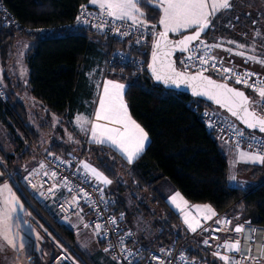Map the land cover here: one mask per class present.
<instances>
[{"label":"trees","instance_id":"16d2710c","mask_svg":"<svg viewBox=\"0 0 264 264\" xmlns=\"http://www.w3.org/2000/svg\"><path fill=\"white\" fill-rule=\"evenodd\" d=\"M2 1L15 17L11 22L0 10V80L9 95L14 116L0 102V121L3 127L10 128L0 132V183L16 182L18 187L24 172L16 171V163H23L32 156L33 147L27 141L34 143L36 127L47 128L35 119L21 97L23 86L27 84L33 98L55 115L63 117L68 113L71 117L73 109H80L76 104L86 101L85 97L89 102L91 95L82 70L83 64L89 61V50L97 49L90 33L99 34L110 50L122 48L144 56L146 61L150 58L151 42L128 47L125 42H111L92 29L74 27L79 6L89 0ZM140 6L146 20L150 24L156 23L160 10L144 0ZM213 31L215 36L231 34L227 27L219 24L210 26L203 39L212 41ZM20 42L28 44L23 55L19 50ZM108 54L103 56L105 62ZM17 57L28 65V81L14 70ZM108 80L125 86L123 98L128 102V112L149 136L144 152L129 163L107 144L82 142L76 148L67 139L58 141L56 138L47 153L57 156L77 154L104 173L111 181L105 191L115 198L114 211L123 215L125 225L132 233V221L140 217L160 227L150 239L151 248L168 244L175 235L182 240L188 238L179 215L157 191V183L165 178L190 204H208L215 212L240 214L234 220L235 224L249 221L264 226V181L247 188L230 185L229 161L220 139L206 127L195 109L198 104H212L186 92L165 89L152 81L147 70L144 75L135 76L130 67H124L108 72L105 84ZM18 190L21 202L34 220L53 228L60 254L69 258L72 253L77 262L95 264L77 245L72 229L49 214L26 188V191ZM185 246L189 256L198 262L222 264L215 254L191 240H187Z\"/></svg>","mask_w":264,"mask_h":264},{"label":"built area","instance_id":"2783aa9c","mask_svg":"<svg viewBox=\"0 0 264 264\" xmlns=\"http://www.w3.org/2000/svg\"><path fill=\"white\" fill-rule=\"evenodd\" d=\"M0 10L4 12L9 21H14L15 17L2 0H0ZM97 25L101 27L98 28ZM73 26L92 29L105 35L111 42L122 41L128 47L140 46L147 41H150L152 46L158 33L151 24H147V27H141L139 24L132 26L130 20H115L108 16L103 9H100L98 5L88 2L79 6ZM228 27L234 29L233 24L228 25ZM36 30L42 31L43 28H37ZM123 33L128 34L123 35ZM239 34L251 41L245 31ZM201 40L210 46L205 53L209 59V64H201L197 59L182 63L190 55L186 52L177 59L179 69L185 72H200L202 68H206L207 71L203 73L211 74L220 80L244 89L248 88L251 91L253 90L245 84L235 82L237 73L241 75L245 72L255 73L256 75L248 81L249 84L255 82L257 86H260L261 82L264 81L258 71L238 66L234 60L230 59V57L236 55L234 50L226 51L225 49L228 48L223 47V44L229 41L234 42L229 44L242 45L243 48L251 50L260 47V45L254 46L250 43L239 42L226 37L218 38L216 41ZM212 45H220V47H211ZM198 46L201 51H204L200 41L191 45L193 48ZM221 50L226 53V56L230 59L229 61L219 56ZM213 57L215 59H212ZM212 64L216 65L215 69L211 67ZM148 65L149 60L146 61L144 56H137L128 50L116 48L110 50L105 62V70L108 73L130 67L133 74L139 76L146 73ZM222 68H232L234 71L226 74L217 70ZM227 76L232 78L228 79ZM0 102L14 116L11 105H9V95L1 80ZM256 108L258 113L264 116V103H262V98L259 96L256 97ZM195 109L206 127L214 132L218 138L264 155L263 136L244 129L228 114L226 116L216 111L213 105L199 106L198 104ZM37 154L36 163L23 173L20 182L56 220L55 212L67 219H73L76 216H82L85 208L89 207L92 218L86 221L83 226L100 234L110 257L119 264H203L189 256L185 246L187 240L193 241L198 247L212 254L227 255L230 261L235 258L240 260L241 264H264L263 225L252 222L248 225L246 222L249 221H240L235 224L234 220L239 218L240 214L231 215L226 211L215 212L213 209L205 211L204 208H198L195 204H190L186 200H176L173 203L174 211L179 215L188 232L186 240H182L179 235H175L168 244L156 248L140 244L136 241L132 231L126 227L123 215L114 211L115 198L107 195L105 186L84 167V161L79 155L70 153L66 156H57L44 153L39 147L37 148ZM53 172H55V176L52 175ZM177 204L179 207L176 206ZM205 217L210 218L206 219ZM186 220L187 222H185ZM217 220L221 223H217ZM228 220L231 221V224L223 223ZM240 224L245 225L244 231L239 234L234 233L232 229ZM189 225L195 227L196 231L193 232ZM214 229L221 230L215 231ZM250 229H256L257 231L253 233ZM236 239L240 241V252H232L223 247L225 243H233ZM205 240L208 241L207 244L204 243ZM51 264L72 263L60 256Z\"/></svg>","mask_w":264,"mask_h":264},{"label":"snow or ice","instance_id":"6c2138e0","mask_svg":"<svg viewBox=\"0 0 264 264\" xmlns=\"http://www.w3.org/2000/svg\"><path fill=\"white\" fill-rule=\"evenodd\" d=\"M141 0H90L92 4H98L100 9H103L106 14L115 20L126 21L130 20L132 26L139 24L141 27H147V21L144 19V13L138 7ZM162 9V16L159 23L163 26V31L157 33V40L155 42L156 52L153 53V66L152 71L155 74L157 81H163L164 83H193V91L196 95H207L210 99L215 100L217 104L228 109L233 116L240 118L249 128L259 129L264 132V117L257 116L254 111L249 108L250 101L243 91L228 87L226 83H216L212 79L203 76V72L207 71L206 68H202L200 72L195 75H188L184 72L178 71L174 66V61L171 59L174 51L179 50L182 53H190L186 61L187 63L193 59H197L201 64H209V59L205 55L207 49L210 47L200 40L201 34L209 28L211 24L210 17H214L215 14L221 10H227L232 5L230 0H158L156 5ZM79 19V18H78ZM255 23V22H254ZM97 27H101L97 25ZM155 27V26H153ZM195 29L193 34L186 35L179 41L173 42L168 39L169 33H181L188 29ZM119 31V29H117ZM128 33H123L127 35ZM259 35V33H257ZM200 41V45L203 46L204 51H201L200 47H191L192 43ZM229 43H234L229 41ZM211 47H220V45H212ZM237 47H243L237 45ZM231 51V49H225ZM236 55L245 56L243 52H237ZM212 59H215L213 57ZM246 60H252L264 64V60L257 59L252 56H245ZM159 61V66H157ZM211 67L216 68L215 64ZM224 73H232V68L217 69ZM255 73L245 72L242 75L237 73L235 76L236 83H243L247 87L251 88L254 92L258 93V96L262 98L264 103V81L260 86H257L255 82L249 84L248 81ZM226 78L231 79V76ZM124 85L116 83L112 80H108L103 86V96L99 100V110L95 113L96 121H107L106 124L94 123L90 129L91 136L94 143L104 144L110 143L117 147L122 153L126 154V158L131 163L133 159L138 158L144 150L145 141L148 139V135L145 130L134 121L129 112L127 105L123 99ZM84 123H90L83 121L82 118H77V124L83 128ZM113 125V126H109ZM244 154L241 153V156ZM252 160H258L264 163V156L256 155L250 157ZM85 168H89L88 164L84 165ZM92 172L99 177L103 183L110 184L111 181L102 176L96 169H92ZM55 176V172L52 173ZM231 180H235V176L230 177ZM179 194L172 197V202L175 203ZM18 203L14 196H11L6 201V207L0 210V236L12 247H17L14 239L10 236L12 231V217L11 213L16 210L15 205ZM179 207V205H176ZM209 211H211L209 209ZM206 219L210 217H205ZM187 222V220L185 221ZM217 223L221 221L217 220ZM223 223L231 224V221H224ZM250 225V222H246ZM99 227V225H97ZM192 231L195 232L196 228L189 225ZM245 225L240 224L235 226L232 231L234 233H241L244 231ZM220 231L221 229H214ZM255 233L256 229H250ZM254 240V237H253ZM208 243L207 240L204 241ZM240 241L236 239L233 243H225L223 245L229 251L240 252ZM23 247V243L19 245ZM250 251V250H249ZM219 255V253H216ZM225 261V264H241L240 260L233 258L231 261L227 255L220 257Z\"/></svg>","mask_w":264,"mask_h":264},{"label":"rangeland","instance_id":"374dc122","mask_svg":"<svg viewBox=\"0 0 264 264\" xmlns=\"http://www.w3.org/2000/svg\"><path fill=\"white\" fill-rule=\"evenodd\" d=\"M144 1L158 8L156 6L158 0H144ZM209 2L211 3V0H209ZM230 2L232 6H234L235 4H240L239 0H230ZM138 7L145 15V11L140 6V3ZM158 9L160 10V14L156 21L157 25H155V29L157 31L159 30V32H162L163 26L159 23V21L163 13H162V9L160 8ZM225 12L226 10H221L217 12L214 17H210L212 22L211 28H213L214 26L215 17H217L219 14L220 16H223L225 15ZM227 28L230 30L228 26ZM192 30H194V28L188 29L181 33H169L168 35L173 37H178ZM210 34L211 33H209V36ZM212 35H214V31L212 32ZM90 36L93 45H96L97 49L91 48L89 50L88 52L89 61L86 64H84L85 68L86 65H88V68L86 70L87 81H89L87 82V88H88L87 91L90 92V94L92 95H94L95 92H98V94L101 93L103 94L102 78H103L105 57L106 54H108L110 47L106 43H104L103 38L99 34L90 33ZM23 44H26L27 46L26 42L19 43V45H21V49H19L21 54L25 52V48L23 47ZM226 44H229V42H227ZM104 55L105 57H103ZM18 67L22 68L24 72V76L28 78L29 77L28 65L24 61H20L17 68ZM245 89L250 93V96L253 98L251 101L252 108L258 112V109L256 108V97H258V93L251 91L248 88ZM31 99L32 101H36L34 100V98ZM123 99L128 108L129 105L127 100L125 98ZM36 103L38 102L36 101L35 104ZM30 105H32V103ZM213 107L216 111L228 116L224 111H222L218 107L215 106ZM44 108H45V112L41 111L38 114V116L36 115L37 116L36 119L41 124H46L47 128L41 129L39 126H37L36 127L37 136L33 137L34 143L31 141H27V144L30 143L33 147L32 156L23 163H16V167H17L16 171L19 173L25 172L27 169L31 168L36 163L38 156L37 154L38 147L42 152L47 153V150L50 148V144L54 140H56V138H59L58 141L59 140L66 141L67 139L71 144H75L74 147L78 148L82 144V140L85 138V133L87 132L88 123H84L82 128L80 125L77 124V118H75V120H73V123L70 125L65 121L66 116L59 117L58 115H55L53 112L48 110V108L46 107ZM31 111H32V115L35 114L34 108L31 109ZM78 118H82L83 121H87L83 117H78ZM257 134L264 137V135L261 133L257 132ZM219 142L222 145L221 146L222 149H224V142L222 140H219ZM6 148L7 150L9 149L8 146H6ZM226 156H228L227 158H229L231 170H234L235 164H238L239 162L238 159L233 154L231 156V154L229 155L227 152H226ZM240 171H241L240 172L241 178H245L247 180H253L256 177L259 178L258 175L252 176L251 170L245 171L243 166L240 167ZM16 185H17L16 182L12 184L10 181L0 183V210H3L6 207V201L11 196H14L18 201V203L15 205L16 210L11 213V217H12L11 223L13 227L10 233V236L14 239V242L17 245V247H12L7 243V241L3 239L2 236H0V264H50L56 259V257L59 255L60 252L58 246L59 244L55 242L56 236L53 233V228L50 229L47 225L43 223H38L34 220V218L31 216L28 210L24 207L20 199L21 192L18 189L22 188L23 190H25L23 184L20 182L18 183V187H16ZM167 185L169 187L171 185L172 187L173 184L171 183L170 180L165 178L164 182L162 181L156 185L157 191L160 192L161 194H164L166 190H168ZM54 215L59 222L66 224L72 229H76L75 237H76L77 245L81 248V250L85 255H87L89 258H91V260L94 261L95 264H101V263L110 264L111 259L108 256V254L103 250L102 246L99 244L98 236L95 234L93 230H89L83 226L86 221L92 218V214L90 213L89 207L85 208V212L82 216L80 215V219L77 218L67 219L65 217L58 215L56 212L54 213ZM132 223L134 229L133 235L135 236L136 241L140 244L151 246L150 239L152 235H155L157 233L160 227H157L155 222L154 223L152 221L149 222L148 220L145 219L142 220L140 217L134 218ZM21 243H23V247H19ZM63 255L64 254H60V256ZM221 256L223 255L222 254L216 255V258L220 262H222V264H225V261L220 258ZM72 257L73 254L71 253L68 260L72 264H84L80 261L77 262Z\"/></svg>","mask_w":264,"mask_h":264},{"label":"crops","instance_id":"0c3cea01","mask_svg":"<svg viewBox=\"0 0 264 264\" xmlns=\"http://www.w3.org/2000/svg\"><path fill=\"white\" fill-rule=\"evenodd\" d=\"M239 1H240V4H235L234 6L227 9L225 12V15L220 16V14H219L214 19V26L221 24V25L227 27L228 25L233 24L234 29H230L231 34L229 36L225 35V34H217V36H215L212 41H216L218 38H221V37H226V38L229 37L230 39H234V40H237L239 42L250 43V44H253L254 46L260 45V47H256V49H253V50L248 49V48H243V47H237V46H234L232 44H223V47L228 48V49H232V50H234L235 53L243 52V53H245V56H252V57H256L257 59L264 60V0H239ZM88 3H90V0ZM90 4H92V3H90ZM93 5H98V4H93ZM144 19H145V15H144ZM156 23H152V25L155 26V25H157ZM147 24H150V22L147 21ZM211 24H212V22H211ZM157 29H159V28H157ZM242 31H245L247 33V36L251 39L252 42L247 40L246 38H243L239 34ZM158 32H159V30H158ZM257 33H259V35H257ZM227 45H230V46H227ZM27 46H28V44H27ZM27 46H26V44H23L25 51L28 48ZM23 54L24 53H22L21 55H23ZM219 56H221L222 58H224L228 61L230 59L234 60V62L240 67H247V68L254 69V70L258 71L259 73H261V75L264 79V64L259 63V62H254L252 60H246L245 56H241V55H235V56L230 57V59H229L226 56V53L222 50L219 51ZM20 61H24V60L19 59V57H17L15 59L16 67L14 68V70H16V72L22 77L23 80L28 81L29 77L27 78L24 76V72H23L22 68H20V67L17 68ZM87 68H88V65H86V68H85V65L83 64L82 70L85 74L84 76H85L86 82H89V81H87V75H86L87 74V71H86ZM28 75H29V68H28ZM106 76H107V72L105 70V64H104V71H103V78H102L103 79L102 80L103 86L105 85ZM88 79H89V77H88ZM103 86H102V89H103ZM22 89L24 90V94L21 97L30 106V109L34 108L35 114H33V116L37 117L41 111L45 112L44 106L38 100L34 99L38 102L36 104H35L36 101H32L31 98H33V96L30 93L29 86L26 84L25 86H23ZM102 96H103L102 93L98 94V92H95L94 95H92V94L90 95L89 102H88L87 97H85L84 100H86V101L81 100V102L76 104L80 109H78V108L73 109V111L70 112V115L73 113L71 117L68 116V113L65 115L66 116L65 121L70 125L73 123V120H75V118H78V117H83L88 122H90V123H88L87 132L85 133V138L82 140V142H92L93 141V138L91 136V131H90L92 124L97 123V122L101 123V124L107 123V121H103V120L96 121L95 120V113L99 110V100L102 98ZM29 103L30 104L32 103V105H30ZM109 126L111 127L113 125H109ZM8 129H10V128H8L6 125L3 127V125L0 121V132H4V130H8ZM220 140H222L224 142V149H222L224 154L226 155V152L229 155L231 154V156L233 154L234 156H236V158L239 161L238 164H235V169L231 170L230 161L228 158V161H229V183L231 186L247 188L249 186L257 185V184L264 181V163H262L258 160L250 159V157H254V156L260 155V154L256 153L252 149H248L245 147H238L234 143L226 142L223 139H220ZM149 141L150 140H149V136H148L147 141H145L144 150L146 149L147 145L149 144ZM104 144H107V145L113 147L114 149H116L127 160L126 154H124L120 150H118L117 147L111 145L110 143H104ZM144 150H143V152H144ZM241 153H243L244 155L241 156ZM260 156H264V155H260ZM135 159H133V161ZM83 164L84 165L88 164L90 166L89 168H87L89 170V172H91L92 175L98 181H100L105 187H107L109 185V184L103 183V181L92 172V169L94 168L100 174H102V176H104L108 180H110L98 168H96L93 164L89 163L86 160L84 161ZM241 166L244 167L245 171L251 170V175L252 176L258 175L259 178L256 177L253 180H247L245 178H241L240 177V172H241L240 167ZM232 176H235V180L230 179V177H232ZM164 180L165 179H162L160 182H162V181L164 182ZM160 182H158L157 184H159ZM177 194H179L177 197V200L185 201V199L183 198L181 193L178 190H176V188L173 185H172V187H171V185H170V187L168 186V190H166V192L162 195L166 198L169 205L173 208L172 197L176 196ZM195 205L198 208H201V209L204 208L205 211L206 210L209 211V209L210 210L212 209L208 204H195ZM75 218L80 219V215L76 216ZM69 228L72 229L71 227H69ZM72 230L75 233L76 229H72ZM89 230H91V229H89ZM94 232L98 236L99 244L102 246L103 250L110 257L109 253L107 252V250L105 248V245L103 244L104 242L102 241L100 234L96 231H94ZM63 256H61V257L68 260V258L65 254ZM57 257H60V252H59V255ZM110 259H111L110 264H119V263L115 262L111 257H110Z\"/></svg>","mask_w":264,"mask_h":264},{"label":"water","instance_id":"95a60500","mask_svg":"<svg viewBox=\"0 0 264 264\" xmlns=\"http://www.w3.org/2000/svg\"><path fill=\"white\" fill-rule=\"evenodd\" d=\"M210 26H211V24H210ZM210 26H209V28H210ZM209 28L206 29L205 32L201 34L200 40L203 39L204 35L208 32ZM194 31H195V29L192 30V31L186 32V33H184V34H182V35H180L178 37H173V36H169L168 35V39L171 40V41H173V42H176V41H179L180 39H182L186 35L193 34ZM156 40H157V35H156L155 39L153 40V44L151 46V54H150V58H149V65H148V68H147L148 74H149L150 78L152 79V81L154 83L162 85L167 90H176V91L186 92V93L190 94L194 98H198V99L204 100L205 102H208V103L212 104L213 106L218 107L219 109H221L222 111H224L230 117H232L233 119H235L244 129H246L248 131H256L258 133L264 134V132L259 131L258 128L257 129L249 128L240 118H238L237 116H233L231 114V112L228 111L227 108L221 106L220 104H217L215 102V100L210 99L209 96H207V95H196V94H194V91H193V83L190 82V81L189 82H185V83H180V82L172 83V82H169L167 84L164 83L163 81H157L156 78H155V74L152 71V66H153V53L157 51L156 48H155V42H156ZM195 42H197V41H195ZM195 42H193V43H195ZM178 54L181 55L183 53L180 52L179 50H176V51H174V53H173V55L171 57V59L174 61L175 68L178 71L184 72V73H186L188 75H195V74H197L198 72H185V71H182L181 69L178 68V66H177V59H178L177 56H178ZM157 66H159V61H157ZM202 74H203V76L212 79L216 83H226L228 85V87H231V88H234V89L243 91L245 93V95L248 97L249 101H250V104H249L250 110L251 111H254L257 114V116L264 117V116L260 115L257 111H255V109L252 108V106H251L252 97L248 94V92H247L246 89L241 88V87H238V86H236L234 84H231L229 82L220 80V79L214 77L211 74H208V73H202Z\"/></svg>","mask_w":264,"mask_h":264}]
</instances>
